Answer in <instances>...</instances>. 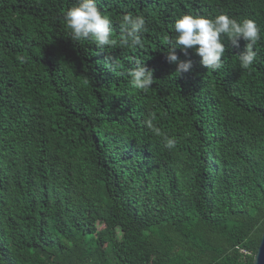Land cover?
I'll use <instances>...</instances> for the list:
<instances>
[{
  "label": "trees",
  "instance_id": "1",
  "mask_svg": "<svg viewBox=\"0 0 264 264\" xmlns=\"http://www.w3.org/2000/svg\"><path fill=\"white\" fill-rule=\"evenodd\" d=\"M75 2L0 0V264H252L264 230V0H100L117 40L103 52L71 39L63 13ZM129 12L148 28L135 49L119 42ZM221 12L257 23L253 66H239L241 40L215 72L177 49L192 68L176 76L174 20ZM134 58L153 71L146 92L130 85Z\"/></svg>",
  "mask_w": 264,
  "mask_h": 264
},
{
  "label": "clouds",
  "instance_id": "2",
  "mask_svg": "<svg viewBox=\"0 0 264 264\" xmlns=\"http://www.w3.org/2000/svg\"><path fill=\"white\" fill-rule=\"evenodd\" d=\"M100 0H76V2L63 13V21L70 32L72 40L83 42L93 41L97 48L103 52L107 47H113L117 40L113 38V22L98 7ZM120 43L129 48L142 46L141 34L148 31L146 19L143 15L126 13L122 15ZM172 35L167 37L168 50L166 59L170 64L176 65V76L187 73L192 68L190 59L180 60L176 50L188 56V50L200 58V64L218 71L224 67L226 48L239 47L241 40L245 41L242 52L235 55L242 69H249L257 58L255 46L261 39L260 29L252 19H236L227 13L221 12L215 17L201 14H182L174 20ZM19 63L24 64L27 57L20 56ZM106 59H111L110 57ZM130 85L141 91H148L154 83L153 71L145 66V61L134 58L132 66L127 70ZM155 114H150L145 121L146 126L155 134L161 135L160 129L155 127L153 120ZM165 147L173 149L176 138L164 136Z\"/></svg>",
  "mask_w": 264,
  "mask_h": 264
},
{
  "label": "water",
  "instance_id": "3",
  "mask_svg": "<svg viewBox=\"0 0 264 264\" xmlns=\"http://www.w3.org/2000/svg\"><path fill=\"white\" fill-rule=\"evenodd\" d=\"M252 264H264V230Z\"/></svg>",
  "mask_w": 264,
  "mask_h": 264
}]
</instances>
